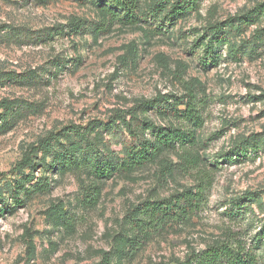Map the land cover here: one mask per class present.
Wrapping results in <instances>:
<instances>
[{
    "label": "rangeland",
    "instance_id": "obj_1",
    "mask_svg": "<svg viewBox=\"0 0 264 264\" xmlns=\"http://www.w3.org/2000/svg\"><path fill=\"white\" fill-rule=\"evenodd\" d=\"M262 1L202 0L197 10L171 19L151 18L147 9L153 0H139L142 20L123 24L92 0H0V264H100L103 251L110 264H161L259 230L264 44L252 35L262 24L241 33L225 28L242 48L236 61L225 49L206 61L194 37ZM187 86L206 100L191 151L211 178L208 200L188 221L151 232L134 250L120 242L141 237L126 219L130 208L194 187L195 170L186 168L178 150L165 149L143 167L99 179L86 167L65 164L61 153L72 144L82 155L97 151L119 160L133 141L126 122L134 125L141 118L140 101L183 95ZM151 118L162 126L177 123L165 115ZM71 125L81 134L68 132ZM53 135L49 146L30 149ZM250 136L258 147L247 157L235 155ZM25 155L27 164L12 170ZM26 175L32 180L22 181L18 198L12 197L13 185ZM92 185L99 195L88 206L83 196ZM245 193L252 196V213L230 207H244Z\"/></svg>",
    "mask_w": 264,
    "mask_h": 264
},
{
    "label": "trees",
    "instance_id": "obj_2",
    "mask_svg": "<svg viewBox=\"0 0 264 264\" xmlns=\"http://www.w3.org/2000/svg\"><path fill=\"white\" fill-rule=\"evenodd\" d=\"M100 6L102 12L109 16L111 20H117L123 24H135L142 20L139 14V0H92ZM202 0H153L147 14L151 18L167 15L171 19L184 16L187 13L199 8ZM261 23L257 26L252 40L264 44V1L257 3L249 11L239 17H228L227 19L211 24L194 37V43L202 48L203 58L206 61L218 57L217 49H225L232 60H238L242 48L232 43L230 37L225 33L226 27L234 28L241 33L245 27L252 24ZM77 24L78 29L81 28ZM206 103L204 98H199L195 86H187L183 95L158 94L151 99L140 101L138 107L141 118L131 125L130 121H125L127 131L133 140L125 146V155L119 160L112 161L101 157L97 151H88L82 155L80 149L72 144L65 146L62 155L67 158L65 164L70 167H86L91 175L96 178H109L116 172H130L153 162L157 156L165 149L179 151V156L185 163L188 170H195L197 182L194 187H187L183 190L170 194L167 197L157 199H145L134 205L127 212L126 219L132 230H139L141 237L137 239H120V242L130 243V248L138 249L144 238L151 232L162 229L167 224L184 223L192 216L199 213L207 203L208 190L211 185V178L207 171L199 166V155L191 151L197 144V130L203 126V109ZM131 113V111H128ZM165 115L177 121L176 124L167 126L159 125L151 118V115ZM131 118H135L132 116ZM125 120V119H124ZM113 123V122H111ZM110 123V124H111ZM109 126V125H108ZM68 132L74 131L81 134L82 130L76 125L67 128ZM53 136H48L39 141V146L30 147L32 151H38L50 145ZM254 141H248L253 140ZM241 142L235 155L248 156L249 149L255 150L258 147V140L249 137ZM39 148V149H38ZM73 148L72 150H70ZM223 156V155H221ZM28 157L25 155L21 161L12 167V170L19 169L27 164ZM216 164V162H215ZM2 175V174H0ZM33 177L26 175L17 180L13 186L15 192L12 197L19 196L20 184L22 181H31ZM47 182L41 187L46 186ZM98 186H89L83 196L84 204L93 206L98 199ZM244 207L239 203H232L230 207L244 208V211L252 213L250 193H245ZM259 207H261L259 205ZM227 211L228 215L233 214ZM240 212V211H238ZM255 233L242 237H232L221 239L206 246L203 249H193L188 251L181 260L170 261L161 264H264V220ZM247 235V234H246ZM119 243V242H118ZM131 252L132 250L129 249ZM100 264H110L106 251H103V260Z\"/></svg>",
    "mask_w": 264,
    "mask_h": 264
}]
</instances>
